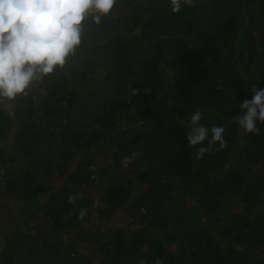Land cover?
Wrapping results in <instances>:
<instances>
[{"label": "trees", "instance_id": "16d2710c", "mask_svg": "<svg viewBox=\"0 0 264 264\" xmlns=\"http://www.w3.org/2000/svg\"><path fill=\"white\" fill-rule=\"evenodd\" d=\"M253 84L264 88V0L176 14L120 0L71 66L0 109V211L19 205L0 264H264V125L228 122ZM197 109L227 125L226 147L200 159L186 139ZM117 213L127 227L111 228Z\"/></svg>", "mask_w": 264, "mask_h": 264}, {"label": "clouds", "instance_id": "9594fccd", "mask_svg": "<svg viewBox=\"0 0 264 264\" xmlns=\"http://www.w3.org/2000/svg\"><path fill=\"white\" fill-rule=\"evenodd\" d=\"M171 13L176 14L194 0H168ZM120 0H0V109L10 102L29 95L47 78L54 77L72 65L87 34L114 15ZM251 99L245 97L237 104L241 112L229 117L244 135L259 134L264 125V88L254 84ZM203 113L197 109L188 119L187 143L196 147L200 159L213 145L223 150L227 141V125L203 124ZM207 141L205 145L204 142ZM198 146V147H197ZM121 161L127 167L135 157ZM79 194L69 196L73 203ZM86 209H81L83 219ZM155 264H162L157 258Z\"/></svg>", "mask_w": 264, "mask_h": 264}, {"label": "rangeland", "instance_id": "374dc122", "mask_svg": "<svg viewBox=\"0 0 264 264\" xmlns=\"http://www.w3.org/2000/svg\"><path fill=\"white\" fill-rule=\"evenodd\" d=\"M15 105V104H14ZM91 192H94V191H91ZM90 197H95V194H91L90 193ZM97 198L100 197V194L96 196ZM3 202V201H2ZM5 205H4V209L0 211V215H2V217H0V226H2L3 224H5L6 220L8 221V219L12 220V212L14 211V209L18 208L19 205L17 204V202H13L11 200H6L3 202ZM1 203V204H3ZM96 210V205L92 207V213H91V217H92V214L94 216V212ZM4 211V213H3ZM124 218V215L123 213H117L115 216H114V220H111L110 221V226L112 229H117V228H124V227H127V224H129V220H125V221H120L121 219ZM6 219V220H5ZM25 214L23 215H20V217L18 218V221H22V220H25ZM17 222V221H16ZM35 222H33L34 224ZM101 223V222H100ZM105 223V222H104ZM92 225V224H91ZM98 225V224H96ZM18 228L20 230H24L25 227L24 225H19L17 224ZM13 227H10V230L12 229ZM36 241L35 242H40V238L38 237H35ZM3 247V244L1 243V238H0V250L2 249Z\"/></svg>", "mask_w": 264, "mask_h": 264}]
</instances>
